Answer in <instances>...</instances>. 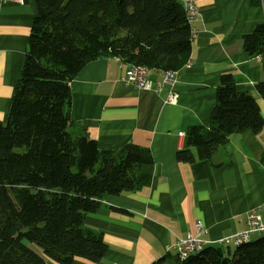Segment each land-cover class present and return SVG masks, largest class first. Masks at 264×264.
Returning <instances> with one entry per match:
<instances>
[{"label": "trees", "instance_id": "obj_1", "mask_svg": "<svg viewBox=\"0 0 264 264\" xmlns=\"http://www.w3.org/2000/svg\"><path fill=\"white\" fill-rule=\"evenodd\" d=\"M34 2L23 65L7 120L0 121V264H70L74 257L98 262L107 251L102 232L87 227L82 213L64 223L58 218L65 193L67 206L75 209L80 197L131 189L151 154L132 143L99 149L86 135L68 132L69 82L101 57L148 70L180 69L191 49L190 26L179 0ZM243 41L261 57L264 73V22ZM255 88L264 99V77ZM263 127L256 98L223 74L208 126L189 127L186 146L176 157L189 163L207 159L213 145H223L230 134L244 129L256 134ZM165 264H264V237L236 246L210 245Z\"/></svg>", "mask_w": 264, "mask_h": 264}, {"label": "crops", "instance_id": "obj_2", "mask_svg": "<svg viewBox=\"0 0 264 264\" xmlns=\"http://www.w3.org/2000/svg\"><path fill=\"white\" fill-rule=\"evenodd\" d=\"M195 2L199 16L192 24L196 35L190 65L178 70L174 83H164L158 91L126 83L121 79L125 64L117 57L87 62L69 82L68 132L86 135L99 149L118 150L132 143L151 154L131 189L104 198L80 197L75 209L67 206L65 193L61 223L82 213L84 224L102 232L107 244L98 262L74 257L70 264H165L176 256L172 244L177 238L195 234L196 221L206 228L201 237L213 245L244 230L248 212L264 214V127L256 134L250 129L230 134L218 144L220 150L211 148L207 159L189 163L176 157L186 146L189 127L208 126L223 74L232 76L239 91L256 98L264 120V99L255 88L264 77L261 57L243 41V35L264 22V0ZM35 11L34 0H0L2 122L8 117ZM148 78L161 82L162 74L149 69ZM170 91L177 98L166 103ZM189 148L196 157L195 148ZM254 236L252 240L261 237Z\"/></svg>", "mask_w": 264, "mask_h": 264}, {"label": "built area", "instance_id": "obj_3", "mask_svg": "<svg viewBox=\"0 0 264 264\" xmlns=\"http://www.w3.org/2000/svg\"><path fill=\"white\" fill-rule=\"evenodd\" d=\"M22 2V0H18ZM183 2L184 7L187 11L192 14L195 22L199 16L198 5L195 0H180ZM196 34V31H195ZM162 81L152 83L148 78V70L143 71H131L129 67L125 68L124 75L121 77L126 83L133 84L138 88L142 89H154L156 91L160 90L162 84H172L176 81L177 72L161 71ZM177 98L175 91L168 92L165 102L173 103ZM178 135L183 136V132H178ZM195 234L187 233L183 238H177V240L172 244V248L175 252H181L183 255L190 254L192 251H195L196 248L200 247L202 242H210L201 237L202 234L206 232V228L201 221H196L194 224ZM264 232V214L262 215L256 209L248 212L245 217V229L236 232L232 235L224 236L215 243H221L222 246H228L233 240H238L244 238L251 233Z\"/></svg>", "mask_w": 264, "mask_h": 264}, {"label": "bare ground", "instance_id": "obj_4", "mask_svg": "<svg viewBox=\"0 0 264 264\" xmlns=\"http://www.w3.org/2000/svg\"><path fill=\"white\" fill-rule=\"evenodd\" d=\"M180 3L182 5L183 11H184L185 19H186L187 23L190 26V36L193 39V37L196 35L195 34V29L192 27V24L195 22V20L192 17V14L189 11L186 10V8L183 5V2H180ZM123 64L124 63H121V65H123ZM189 65H190V61L186 60V62L183 64L182 67H188ZM125 67H129V70H131V71L148 70L147 67L144 66V65L125 64ZM178 70L179 69H176V70H161V71L177 72ZM213 149L220 150L221 147L219 145H216V146H213ZM253 235H258V236L264 237V232L251 233V234H249L247 236H244V238H242V239L233 240L231 243H229V245L230 246H236V245H239L241 243L248 242V241L252 240V236ZM211 243L212 242H202V243H200V247L196 248V250L192 251L190 254L183 255L181 252H175L176 257L179 258V259H185L187 256H189L191 254H195V253L201 252L206 247L210 246ZM213 245H221V243H215L214 242Z\"/></svg>", "mask_w": 264, "mask_h": 264}, {"label": "rangeland", "instance_id": "obj_5", "mask_svg": "<svg viewBox=\"0 0 264 264\" xmlns=\"http://www.w3.org/2000/svg\"><path fill=\"white\" fill-rule=\"evenodd\" d=\"M252 237L254 238V237H256V236L253 235ZM30 246H31L34 250H36L37 252H39V253L41 252L40 249H39L36 245H34V244H30Z\"/></svg>", "mask_w": 264, "mask_h": 264}]
</instances>
